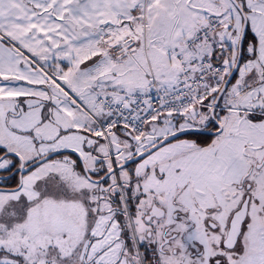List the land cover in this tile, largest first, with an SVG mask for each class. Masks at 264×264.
Listing matches in <instances>:
<instances>
[{"label": "snow or ice", "instance_id": "obj_1", "mask_svg": "<svg viewBox=\"0 0 264 264\" xmlns=\"http://www.w3.org/2000/svg\"><path fill=\"white\" fill-rule=\"evenodd\" d=\"M0 264H264V0H0Z\"/></svg>", "mask_w": 264, "mask_h": 264}]
</instances>
